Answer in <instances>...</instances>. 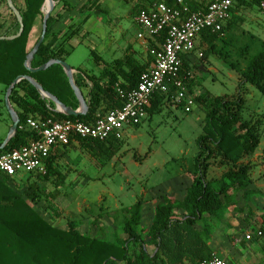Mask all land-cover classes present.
Segmentation results:
<instances>
[{
    "label": "trees",
    "instance_id": "1",
    "mask_svg": "<svg viewBox=\"0 0 264 264\" xmlns=\"http://www.w3.org/2000/svg\"><path fill=\"white\" fill-rule=\"evenodd\" d=\"M23 7H16L21 15L23 30L15 38H0V84L4 91L15 78L20 75L31 77L44 91L55 96L66 106L76 110L78 99L72 90L67 75L59 64H52L42 71L31 72L25 61L42 32L44 14L41 8L45 0H23ZM57 2L64 0H55ZM237 5L248 3L246 0H236ZM261 0H251L248 4H259ZM137 8H145L155 2L175 5V0H141ZM65 3V2H64ZM236 3V2H235ZM84 5L81 7V12ZM192 10L198 8L194 1L190 2ZM234 7V6H233ZM96 8H100L98 5ZM97 9V11H98ZM231 9V15L233 12ZM11 23L1 36H11L19 32V22L12 12ZM136 14V13H135ZM60 14H50L47 20V30L44 40L30 62L31 68H37L49 60H64L71 51L69 37L60 40V34L51 30V25ZM230 19L218 32L202 31L211 42L202 52L203 56L215 53L226 58L230 55L228 45L215 48L213 41L218 39L224 43L223 34L230 29L237 18ZM16 29L15 32L12 30ZM38 29V30H37ZM7 31V32H6ZM165 32L158 38L162 41ZM250 42L237 50L244 59V65L229 62V66L239 75L238 93L235 98L209 96L203 92L194 99L207 106L202 133L196 139L198 152L194 157V171L191 185L181 201H176L171 195L163 194L161 201L154 206L153 219L146 232L147 240H143L140 229L143 200L138 198L130 206L124 207L122 213V237L112 240H101L90 235H84L78 230L75 220H68L66 228L54 226L45 220L31 204L6 183V176L0 177V264H198L203 259L213 255L208 245L210 236L207 218H213L225 209L229 203L228 194L232 187L246 190L250 183V165L244 159L253 154L260 144L259 122L242 119L245 98L241 88L249 84L254 86L264 96V40L259 42V50L251 52V45L257 39L249 34ZM154 42L147 41V48ZM91 56L96 65L102 61L91 50ZM148 61L141 64L132 54H126L113 63L105 64L99 74H85L79 79L74 75L75 84L79 89L86 86L88 110L85 114L68 116L56 111L55 104L41 96L39 91L26 79L20 80L11 90L9 101L19 117V126L29 117L34 119L53 116L58 119H68L91 123L97 114H103L110 109L120 107L122 101L117 94L115 84L118 77L124 79L120 84L123 90L134 87L140 74L151 62L148 49ZM185 62H182L181 75L185 72ZM87 79L90 84L85 82ZM108 80L106 83L105 80ZM189 92H192V80H187ZM170 87V91H172ZM169 95L154 94L147 107V115L157 113ZM30 132L17 129L3 150L17 149L27 143ZM120 139H109L100 142L91 139H77L82 148L96 146L104 147L107 143L114 144ZM72 142L70 143V145ZM50 152L46 159L47 178L53 174L55 155ZM214 165L227 167L217 178L209 176V170ZM30 185L29 189L34 190ZM30 191V200L37 202L39 197ZM53 200H58V193H50ZM175 209L184 211L182 216ZM201 224V230L196 224ZM155 247V252L149 254L146 246Z\"/></svg>",
    "mask_w": 264,
    "mask_h": 264
},
{
    "label": "rangeland",
    "instance_id": "2",
    "mask_svg": "<svg viewBox=\"0 0 264 264\" xmlns=\"http://www.w3.org/2000/svg\"><path fill=\"white\" fill-rule=\"evenodd\" d=\"M140 1H55L51 13L60 15L51 25V30H58L60 40L74 37L71 43L75 46L65 57V62L72 67L90 69L93 67V57L90 55L92 49L110 61L121 57L129 45L137 48L140 58L144 59L146 48L138 47L139 27L133 20L137 8L141 5ZM12 3L15 7L22 8L24 5L23 0H12ZM98 5L99 9L96 8ZM254 5L236 9L235 17L238 22L233 29L234 38L231 37L228 43L221 44L228 45L230 52L228 57L208 54L207 58L214 62L213 69L205 63L207 61L204 59L205 56L198 58L203 71L194 72L193 84L197 82V94L207 91L210 93L209 96L231 99L236 97L239 75L229 66V62L244 65V59L237 50L251 41L249 34L258 36L251 45L252 53L259 50V42L264 39V7ZM45 10L46 3L41 8L43 14ZM11 20V9L6 0H0V35L4 34ZM15 31L16 29L12 30ZM88 89L84 88L83 96L86 102ZM241 92L245 98L242 119L258 121L260 132L259 146L253 154L244 159L251 167L250 183L249 191L243 199L246 208L243 213L240 211L238 213L248 219L253 212L257 213L264 209V96L249 84L242 87ZM192 97L194 103L190 112L186 113L180 107H169L179 106L171 97L159 112L147 115L138 126L127 127L122 138L114 144L107 143L102 148L96 146L82 148L79 144L65 147L54 164L56 171L48 178L45 176L46 171L45 173L36 171L15 177L6 176V183L21 194L45 220L59 228L65 229L68 220H75L80 230L95 231L104 214L115 212L113 218L115 231L109 239L121 238V207L133 204L138 198L146 202L151 197L155 199V206L161 201L160 195L168 187L167 184H162L163 181L176 175L180 168L186 169L183 173H186L190 181L194 157L198 152L196 139L202 133L207 110V106L199 104L194 95ZM4 108V104L0 105V112L4 111ZM6 137L3 139L0 137V141ZM223 168L226 170L227 167ZM221 172L220 166L213 164L209 174L210 177L217 178ZM3 176L0 174V177ZM30 185L34 190L29 189ZM232 188H235L233 198L241 197L237 195L240 189ZM143 190L145 193H142ZM30 191L39 197L37 202L30 200ZM52 192L59 194L58 200L55 201L49 196ZM170 195L176 200L173 194ZM236 204L238 205V202ZM143 220L140 225L142 232L146 229L147 221L145 219L143 223ZM246 228L251 235L256 231L251 222L243 225L241 230ZM241 230L238 232L241 233Z\"/></svg>",
    "mask_w": 264,
    "mask_h": 264
},
{
    "label": "built area",
    "instance_id": "3",
    "mask_svg": "<svg viewBox=\"0 0 264 264\" xmlns=\"http://www.w3.org/2000/svg\"><path fill=\"white\" fill-rule=\"evenodd\" d=\"M191 1L175 0L174 6L155 2L136 12L134 20L139 27L137 38L154 42L147 48L151 62L134 87L128 90L117 88L122 101L120 107L97 114L91 123L53 116L27 118L22 125H18V129L30 132V138L19 148L0 153V174L15 177L36 171L45 173V161L50 152L55 148L68 147L77 139L100 142L121 139L127 127L138 126L146 119L147 107L154 94L169 95L177 103L189 107L193 105L194 100L186 84L192 76L187 72L181 75L183 56L194 50L195 40L202 31L221 30L230 19L236 0H198L195 10L190 7ZM163 31L164 38L158 41ZM261 234V231L257 232V235ZM245 238L249 240L251 235L246 234ZM198 264L227 262L213 254Z\"/></svg>",
    "mask_w": 264,
    "mask_h": 264
},
{
    "label": "crops",
    "instance_id": "4",
    "mask_svg": "<svg viewBox=\"0 0 264 264\" xmlns=\"http://www.w3.org/2000/svg\"><path fill=\"white\" fill-rule=\"evenodd\" d=\"M193 1L197 3L198 0H193ZM246 1L249 3L251 0H246ZM237 3L238 2L236 1V3L234 4V7H233L234 11L232 12V15H231L232 19H233V16H235V14H237L236 9H239L243 6L251 7L254 5V4H248V3L242 4V5H237ZM262 3H264V0H261L260 3L257 4V6L264 7V6H261ZM145 5H146V7L148 6V4H146V3H145ZM133 20H134V18H133ZM236 24L237 23H235L233 25L232 29H230L229 31H227L223 34L224 40L228 38L227 41H229V38H231V37L234 38L233 29L236 26ZM55 26H56V24H55ZM259 28H261V26H259ZM53 31L55 33L58 32V30H53ZM138 31H139V29H138ZM253 35L258 37L257 34H253ZM0 37H1V35H0ZM73 39H74V37H71L69 39V45L72 47V49L75 46L71 43V41ZM219 40L220 39H218L217 41H213V44H215V48H220L221 44L224 43V42L219 41ZM262 40H264V39H262ZM78 42L80 43L81 40ZM145 42H146L145 40L139 39V44H138V47L143 46V48H146L144 59H142L143 57L140 58V55L138 54L137 48L135 49L131 45H129L128 48H126L125 53L121 57L114 58L110 61L105 60L101 54L97 53L95 50L92 49L96 53L97 56L102 58V61H100L98 65H96L93 61V67L90 69H83L81 67H72L71 66L72 71H73V79H74V75H77L78 78L81 79V78H84L85 74H88V75L99 74V72L104 68L105 64L113 63L115 60L122 58L126 54H132L134 56V58H136L141 64H146V62L148 61V54H147V42L146 43ZM210 43H212V42L207 35L200 34L195 40L194 50L191 53L183 56V60H184L185 65H186L185 66V72L189 73L191 76L193 75L192 76L193 79L192 78L190 79V80H193V82H194V77H195L194 72L195 71H198V72L203 71L201 65L198 62V58L200 57L199 53H202L203 50H206L210 46ZM229 46H231V45H229ZM229 49H231V47H229ZM141 52H143L142 49H141ZM210 54L215 55V53H210ZM202 56H201V58H202ZM207 57L208 56H206L204 58L205 60H207L205 63H207L209 65L210 69H213L212 67L214 65V62L212 60L210 61L209 58H207ZM85 82L90 84V82L87 79H85ZM105 82L107 83L108 80L106 79ZM124 82L125 81H124L123 77L119 76L118 81L114 87L118 88V87H120V84H124ZM196 83L197 82H195L192 85V89H191V91H192L191 94L194 95V98L196 96H199L200 94H202V93H200V94L196 93ZM84 88H88V87L84 86L80 89L82 95H85L84 94ZM5 93H6V90L4 91V85L0 84V105H3V104L5 105V103H4ZM163 106L161 107V109L163 108ZM169 107H174V108L180 107V108H183L186 113H188L192 110L193 106L192 107L190 106L191 107L190 108L189 106H186L183 103H179V106L171 105ZM200 107H201V105H200ZM11 125H12V118H11V115L5 106L4 111L0 112V137L2 139L4 136H7V134H8L7 132H9ZM2 142L3 141H0V144ZM74 144H79V143L77 141H73L71 145H74ZM64 148L65 147H59V148H55L53 150L52 153H54V155H55L54 164L59 159L61 154L64 152L63 151ZM212 168H213V166L210 169H212ZM220 168L222 171L220 173V175H221L225 171V168H223V167H220ZM184 170H186V169L180 168L179 171L176 172V175L170 177L169 179L166 178L163 181V183H162L163 185L164 184L168 185V187H166V191H164L163 194H169V195L173 194L177 201H181L185 197L187 188L191 185V182H192V174L190 177V181H188V176H186V173L185 174L183 173ZM193 171H194V166H193ZM187 173H188V175H190L189 172H187ZM209 173H210V170H209ZM209 176H210V174H209ZM234 189L235 188H231L228 192L231 200L229 201L227 207L225 209L221 210L216 217L207 218V224L209 225V231H210V236L208 239L209 248L211 249L213 254L225 259L227 264H264V209L257 212V213L253 212V214L248 216V219L243 218L242 215L238 213V211L243 213L244 209L246 208V204H244L243 199H244V197H246L247 192L249 191V185L247 186L246 190L240 189V191L238 192L237 195H239L241 197H237L235 199L233 198L234 191H235ZM142 193H145V191L143 190ZM163 194H161V195H163ZM242 194H243V196H242ZM154 200L155 199L153 197H151V198H148L146 200V202L143 201V204H142L141 222L143 220V217H144L143 223H144L145 219L147 220V221H145L146 229L142 234L144 241L147 240L146 232H147L148 227L150 226L152 219H153ZM237 202H238L239 207L236 204ZM128 206H130V205H128ZM125 207H127V206H125ZM121 208L123 209L124 207H121ZM109 210L112 211L111 209H109ZM175 213L177 215L182 216L184 214V211L180 210V209H175ZM114 217H115V212H107L106 214H104V216L102 217V219L99 222V227L95 231L92 230L91 231L92 233L90 232V230H87V232L80 230L79 226L77 224L78 230L84 235H90L91 237H95V238H98L101 240H110L109 236H111L113 231H115L114 230L115 221L113 219ZM249 222L252 223V226L256 229V231L254 234H252V235L250 234L251 239L247 240L245 238V236H246V234H249L248 233L249 230L247 228L245 230H241V228L243 225L245 226ZM140 225H141V223H140ZM196 228L201 230L202 225L198 223V224H196ZM239 230H241V233L238 232ZM88 231L90 232V234ZM258 231H261L262 234L257 235ZM107 236H108V238H107ZM146 250L149 254H153L155 252V247L151 246V245H147Z\"/></svg>",
    "mask_w": 264,
    "mask_h": 264
},
{
    "label": "water",
    "instance_id": "5",
    "mask_svg": "<svg viewBox=\"0 0 264 264\" xmlns=\"http://www.w3.org/2000/svg\"><path fill=\"white\" fill-rule=\"evenodd\" d=\"M9 8L12 10V12L15 14L20 28H19V32L15 35H11V36H1L0 38H15L17 36H19L23 30V23H22V18L21 15L18 11V9L13 5L12 0H6ZM46 3V10L44 12V18H43V23H42V32L41 35L39 37V40L36 42V44L34 45V47L32 48V50L28 53L26 61H25V66L31 71V72H37V71H42L45 70L46 68H48L49 66H51L52 64H59L65 74L67 75L69 84L72 88V90L74 91V94L76 96V98L78 99L79 102V107L74 110L68 106H66L65 104H63L61 101H59L55 96H53L52 94H50L49 92H46L43 90V88L37 83L35 82L31 77L26 76V75H20L17 78H15L13 80V82L9 85V87L6 90L5 93V97H4V103L5 106L8 110V112L11 115L12 118V125L9 129L8 135L7 137L3 140V142L0 144V151L3 150L5 148V146L7 145V143L9 142V140L16 134L17 129H18V125H19V117L16 113V111L13 109V107L10 104L9 101V96L11 93L12 88L22 79H26L28 80L41 94L42 97L47 98L49 100H51L54 104H55V109L56 111L63 113L65 115L68 116H78V115H82L85 114L88 110V103L86 102V100L84 99L80 89L77 87V85L75 84V81L73 79V71L70 65H68L65 60H57V59H52L49 60L47 63L37 67V68H31L30 67V62L33 59V56L35 55V53L37 52L39 46L42 44L44 37H45V33L47 30V20L55 6V1L54 0H45Z\"/></svg>",
    "mask_w": 264,
    "mask_h": 264
}]
</instances>
